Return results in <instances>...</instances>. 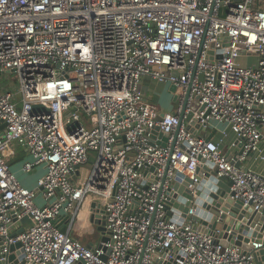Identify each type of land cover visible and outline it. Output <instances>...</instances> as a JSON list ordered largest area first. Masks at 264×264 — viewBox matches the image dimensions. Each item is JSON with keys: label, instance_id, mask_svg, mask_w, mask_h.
I'll use <instances>...</instances> for the list:
<instances>
[{"label": "built area", "instance_id": "obj_1", "mask_svg": "<svg viewBox=\"0 0 264 264\" xmlns=\"http://www.w3.org/2000/svg\"><path fill=\"white\" fill-rule=\"evenodd\" d=\"M0 72L17 79L0 85V262L19 243L24 264H256L261 240L242 248L219 217L200 231L191 216L211 165L264 216V173L241 165L251 153L264 164V0H0ZM144 77L175 86V111L160 116ZM213 123L234 130L235 159L197 133ZM14 144L24 173L44 166L32 189L9 164ZM87 201L108 231L90 248L71 236L97 229V214L76 228Z\"/></svg>", "mask_w": 264, "mask_h": 264}, {"label": "water", "instance_id": "obj_2", "mask_svg": "<svg viewBox=\"0 0 264 264\" xmlns=\"http://www.w3.org/2000/svg\"><path fill=\"white\" fill-rule=\"evenodd\" d=\"M1 74L2 73L0 72V75ZM170 90L174 93L176 90L175 86H171ZM188 97L189 89L185 94V98L179 113L180 122L183 120L185 122H191L192 112H189L186 116L184 115ZM176 98L177 96L174 95L173 100L176 101ZM196 104L197 102L194 101L191 105L192 111L195 110ZM32 109L33 112L38 109L47 111V108L43 107L42 105H34ZM165 111H167V109L162 107L160 116H163ZM4 126L5 125L3 124L1 128H4ZM194 126L198 128L200 125L195 123ZM187 128L191 132H194L196 135H198L195 132L194 127L192 128L189 125ZM212 136L213 134L207 136V139L212 138ZM242 152L243 149L240 147V151L237 155H240ZM229 157L235 159V156L229 155ZM235 166L238 167L239 163L236 162ZM221 184H223L224 187ZM231 186L232 182L228 180L226 176L217 177L215 166L211 165V168L208 169L205 176L200 179V182L196 186V198L194 199L195 214L191 216V218L198 230H204V226H206L208 227V230L211 231L218 225L216 218L219 217L222 229L220 236L242 248L245 247V243L247 242L261 240L262 247L257 251L256 257L261 262V264H264V216L252 212L249 207H242L241 202L234 199V192L230 189ZM173 187L178 190V193H181L183 196L189 199L188 201L183 200L185 204L179 206L183 212H186L189 205L191 204L189 201L192 199V196L184 188V186L181 188L175 183ZM39 189L41 190V188ZM169 214L170 213H168V215ZM95 217V224L98 227L97 229L100 231L98 241L105 242L108 239V231L105 229L104 224L99 221V215L97 214ZM172 219L174 220L175 218ZM12 235L14 236L15 234ZM92 245L93 243L90 242L87 244V247L90 248ZM19 246V243L10 246V254L7 256V263L0 262V264H24L25 261L23 254L16 251V254H18L19 257L18 260H15V253H13V251Z\"/></svg>", "mask_w": 264, "mask_h": 264}, {"label": "crops", "instance_id": "obj_3", "mask_svg": "<svg viewBox=\"0 0 264 264\" xmlns=\"http://www.w3.org/2000/svg\"><path fill=\"white\" fill-rule=\"evenodd\" d=\"M153 83H155V85L158 84V86L162 87V90H160L159 93L157 91V87L151 85ZM167 88L170 92V95L168 93H166V91H165ZM170 88H171V85H169L167 83L158 82V81H156L150 77H144L142 82H141L142 93L145 95V97L148 100L156 103L158 105V107L160 108V110H161V107H163L164 109H167V111H175V109H176V101L173 100L175 93L171 92ZM223 128H225L224 125L219 124V123H213L209 128L200 129L197 133L202 137H207V136H210L213 134L212 139L215 141H218L219 139H223V143L225 145L224 151H226L227 154H232L233 156H235L240 151V145L230 147V145L232 143L236 142L235 132L231 128H226L227 137L224 138L217 131L218 129H223ZM214 129H216V131ZM260 150H261V154L264 155V139L262 140V142L260 144ZM255 157H256V154L251 153L243 162H241V165L248 167L250 169H253L257 172L264 173L263 162L261 160L255 159ZM8 159L11 160V162L9 161V164L11 165L12 170L14 171L16 177L18 178V180L21 182V184L24 187H27L29 189L34 188L37 185L38 179L44 174V171H45L44 166H36V167H34V169L31 172H29L27 174L21 170L22 163L30 160V157L28 156L26 150L23 147H21L20 154L15 155V152H14V155L10 156ZM31 173H34L33 176L35 178L34 179L35 181H33V184L31 186H27V184H25L24 181H26V183H28L27 175L28 174L30 175ZM221 185L224 187L223 184H221ZM91 205L92 204L87 201L84 204L83 209L80 211L81 217H83L86 220L87 226L89 225V222L87 221V219H88V217L90 219V217L92 216L90 214V212L93 211L94 212L93 214H97L96 209L93 208V205L91 207ZM89 207H91V208H89ZM95 220L96 219L94 218V220L92 221V224L90 226V227H92V229L97 227V225L95 224ZM100 222L103 223V221H100ZM75 234H76L75 239H78L80 241L82 240V242H84L83 239L87 236V235L80 236L76 232H75ZM85 243L89 244L90 242L89 243L85 242ZM256 264H261V262L257 258H256Z\"/></svg>", "mask_w": 264, "mask_h": 264}, {"label": "rangeland", "instance_id": "obj_4", "mask_svg": "<svg viewBox=\"0 0 264 264\" xmlns=\"http://www.w3.org/2000/svg\"><path fill=\"white\" fill-rule=\"evenodd\" d=\"M256 60L257 59H256L255 56H250V57L249 56H242L240 58V61L242 63H250V64H253V63L256 62ZM0 85L8 86L10 90H16V85H17L16 76L13 75V74H11V73H3V74H1L0 75ZM151 85L157 87L158 93H159L160 90H162V87L161 86H158V84L155 85V83H153ZM165 91H166V93H168L170 95V92H169L168 88ZM12 149L15 152V155L16 154H20L21 146L14 144V145H12ZM95 155L96 154L94 152H90L89 153V160H88V162L81 166V169H82L81 171L82 172L90 169V167L92 166V164L94 162ZM9 161L11 162L10 159H9ZM33 175H34V173H31L30 175L29 174L27 175V179H28L27 181H28V183H26V181H24V183L27 184V186H31L33 184V181H35L34 180L35 178H34ZM36 201H37L36 202L37 204L41 205L40 198H38ZM93 213H94L93 211L90 212L91 215H93ZM81 226H87V224H86V220L81 217V213H80L79 216H78V218H77V221H76V228L78 229ZM71 235H72L73 238H76V234H75L74 231L71 233ZM99 236H100V231L98 229H96L95 232H92L91 235H87L83 239V241H84L83 243H85V242H87V243H89V242L97 243Z\"/></svg>", "mask_w": 264, "mask_h": 264}, {"label": "bare ground", "instance_id": "obj_5", "mask_svg": "<svg viewBox=\"0 0 264 264\" xmlns=\"http://www.w3.org/2000/svg\"><path fill=\"white\" fill-rule=\"evenodd\" d=\"M78 216H79V215H78ZM77 218H78V217H77ZM82 218H83V217H82ZM87 221H88V222H90V219H89V217H88Z\"/></svg>", "mask_w": 264, "mask_h": 264}]
</instances>
